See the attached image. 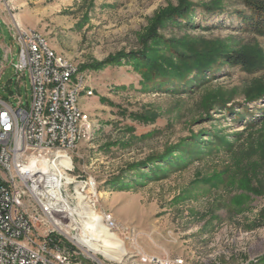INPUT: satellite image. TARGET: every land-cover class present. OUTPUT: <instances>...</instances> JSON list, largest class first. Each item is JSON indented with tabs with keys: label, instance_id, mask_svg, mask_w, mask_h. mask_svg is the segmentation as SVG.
<instances>
[{
	"label": "rangeland",
	"instance_id": "rangeland-1",
	"mask_svg": "<svg viewBox=\"0 0 264 264\" xmlns=\"http://www.w3.org/2000/svg\"><path fill=\"white\" fill-rule=\"evenodd\" d=\"M247 1L0 4V97L15 107L20 100L11 92L25 103L31 100L29 73L21 86L17 82L20 48L10 32L13 20L42 34L82 70L79 105L89 136L68 153L74 181L63 193L78 207L83 196L75 192L76 181L85 182L89 210L108 226L106 218L112 217L110 234L125 241L127 254L98 252L102 264H156L141 261L143 254L168 255L181 264H264V97L253 99L264 91V34L242 23ZM182 3L189 19L164 13ZM10 48L13 54L6 57ZM230 50H249L260 67L248 71L225 64L219 55ZM132 52L145 53L150 62L122 57L97 65ZM208 57L214 72L203 77L195 68ZM155 66L199 80L188 87L176 78L166 82L149 72ZM166 160L176 165L156 167ZM148 169L149 176L140 173ZM25 197L34 235L51 233L74 246L72 231L59 228ZM56 217L68 221L63 214ZM80 249L90 257L86 261H98Z\"/></svg>",
	"mask_w": 264,
	"mask_h": 264
},
{
	"label": "built area",
	"instance_id": "built-area-1",
	"mask_svg": "<svg viewBox=\"0 0 264 264\" xmlns=\"http://www.w3.org/2000/svg\"><path fill=\"white\" fill-rule=\"evenodd\" d=\"M10 32L14 42L15 37H22V44H17L20 55L14 64L17 82L21 86L28 72L32 93L31 100L25 103L11 92L15 100H20L17 114H8L10 98L0 97V223H5V236H0V264H48L47 256L58 257V264H102L99 260L86 261V255L75 248V241L69 247L51 233L44 237L34 235L33 217L26 205L28 197L18 192V181H26L41 213L50 216L55 178L52 172H45L38 154L47 153L53 161L59 155L67 156L73 166L68 153L82 143L83 122L88 119L77 113L69 90L68 100L59 99L60 83H66V73H73V87H80L77 86L78 67H70L68 60L56 61L49 57V50H44V41L39 39L37 31L32 30V38H25L23 30H15L10 25ZM5 50L6 57L13 54L12 48ZM46 95H53L51 108H44ZM43 111H51L52 119H43ZM9 166H18L20 176H11ZM64 186L63 183L60 187L62 192ZM106 221L109 226L115 225L111 216ZM9 236L19 237V244L9 243ZM27 240L36 241L41 255L32 254ZM143 258H151L156 264H181L173 262L168 255L143 254L141 261Z\"/></svg>",
	"mask_w": 264,
	"mask_h": 264
},
{
	"label": "bare ground",
	"instance_id": "bare-ground-1",
	"mask_svg": "<svg viewBox=\"0 0 264 264\" xmlns=\"http://www.w3.org/2000/svg\"><path fill=\"white\" fill-rule=\"evenodd\" d=\"M5 1L6 0H0V4ZM12 27L15 28V30H23V37L32 38L33 29H23L16 20H13ZM38 37L39 39L44 41V50H49V57L53 58L56 61L68 60L70 67H78L69 59H66L65 57L56 53L54 49L50 47L47 39L42 34L38 33ZM15 42L17 44H22V37H15ZM78 76L77 86L80 87L77 88L73 87V73H66V83H60L59 99L68 100L69 90V96H74L75 109L77 110V113L84 117L83 111L79 105L80 93L85 88L84 76L82 75L79 67ZM52 102L53 95L44 96V108H51ZM19 108L20 102L18 103V107H15L13 104H11L10 107H8V114H17L19 112ZM43 119H52V112L43 111ZM88 136L89 131L87 129V126L83 122L81 141L86 140ZM38 161L42 163L45 172H52V177L55 178L54 200L52 201V213L50 214V217L55 225L59 226V228L61 229L65 228L64 231H67L68 234L70 233V231H72L73 234L69 235V237L75 239V244L77 245L76 249L80 251V247L83 248L97 260H100L98 258V252L125 256L127 254L125 241L119 237H114L113 235H111L110 232L112 228L104 223L103 217L89 210L88 204L85 201V196H87L86 183L76 182L75 192L77 195L83 196L79 200L78 207L72 206L68 198L61 191L60 187L61 185H63V183L66 185L74 181V178L68 175L69 170L72 169L70 158H68L67 156L59 155L57 157V166V161H53L51 156H48L47 153H40L38 154ZM9 174L11 176H20L19 167L9 166ZM88 184L90 186H93L92 183L88 182ZM18 192L22 193L23 197H32L36 202V197L31 196V188L30 186H27L26 181H18ZM60 213L66 215L68 221L64 222L61 219L57 218L56 216H61ZM0 236H5V223H0ZM9 243L19 244V237L9 236ZM27 248H32V254L41 255V248L36 247L35 240H27ZM47 263L58 264V257L47 256Z\"/></svg>",
	"mask_w": 264,
	"mask_h": 264
},
{
	"label": "trees",
	"instance_id": "trees-1",
	"mask_svg": "<svg viewBox=\"0 0 264 264\" xmlns=\"http://www.w3.org/2000/svg\"><path fill=\"white\" fill-rule=\"evenodd\" d=\"M184 3H182V7L183 8H175L169 12H164L166 13L167 17H172V16H176V17H181V18H187L189 19V10H187V8H184L185 5H183ZM248 10H249V14H243L242 15V23H244L246 25V27H249L250 29L254 30L256 33H260V34H264V5L261 2L258 1H254V0H248L246 2ZM210 9V8H208ZM142 55V56H141ZM122 57H131V58H136L139 59L138 57H142L144 59V62H150L149 61V56H147L145 53H136V52H132V53H127V54H118V55H114L111 56L109 58H107L106 60L98 63L97 65H109V64H113L116 61H119L120 58ZM219 58L221 60L224 61L225 64L230 65V66H240L245 70L248 71H253L256 70L260 67V63L259 60L257 59V56L250 52L249 50H230L227 52H223L220 53ZM212 58L208 57L205 58L204 62H201L198 66H196L195 69H197L196 71H199V74H202L203 77L206 76L207 72H214V64H208L206 62H209V60H211ZM206 63V64H205ZM168 67V66H167ZM162 68L159 66H155V67H150V71L152 72V76H162V79L165 80L166 82L170 80H172L173 78L178 79V83L182 84V87H188V84L192 85V83L194 84L195 81L199 80L198 76H196L195 78H193V80L188 81L187 79H183L184 77H176V76H172L171 73L168 72V69L166 70V68ZM169 68V67H168ZM192 70V69H191ZM80 71L81 68H80ZM198 74V75H199ZM171 75V76H170ZM153 79V78H152ZM208 79V78H207ZM181 88V87H180ZM177 88L175 90L178 91ZM264 97V91H262L261 93H257L253 96V99H260ZM238 116H240V114H238ZM160 164H156V167H161L162 163H164V165L166 166H173L176 165L175 163L172 162V160H166V161H162V162H157ZM154 170V169H151ZM151 171L148 170H143L140 171V173L144 176H149V173ZM153 172V171H152ZM55 238H57L56 236H54Z\"/></svg>",
	"mask_w": 264,
	"mask_h": 264
}]
</instances>
